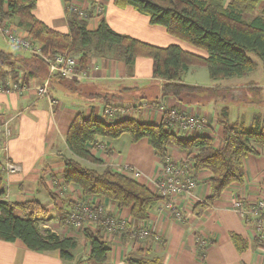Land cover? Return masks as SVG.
I'll return each instance as SVG.
<instances>
[{
  "label": "crops",
  "instance_id": "1",
  "mask_svg": "<svg viewBox=\"0 0 264 264\" xmlns=\"http://www.w3.org/2000/svg\"><path fill=\"white\" fill-rule=\"evenodd\" d=\"M112 1L71 0V3L81 6L85 11L93 8L91 9L94 11L93 17L87 21L88 30H96L99 22L103 20L119 35L157 48L178 46L192 53L187 43L168 35L164 28L151 25L147 17L131 8L121 10L115 8ZM228 2L229 0H226V3ZM98 9L102 10L100 16H97ZM33 14L51 29L62 33L69 32L61 0H36ZM0 43L4 45L1 37ZM12 55L15 58L3 69V73L16 71L17 78L20 76L17 80L21 90L10 88L0 91V119L10 121L12 137L7 155L12 162L22 167V173L8 177L3 185L4 200L11 203L31 199L38 201L48 212L46 218L35 220L38 230L41 233L50 231L62 237L74 238L78 242V248L74 261L64 263L58 252L35 253L19 241L8 243L0 240V264H88L81 263L88 256L87 242L78 230L66 227L60 219L61 213L71 206L69 200L80 197L74 187L60 186L63 164L59 156L73 157L70 153L64 155L62 152H69L65 144V134L76 115L81 113L85 117L102 119L104 108H110L114 110L113 121L134 119L144 124L159 125L164 120L165 112L160 108L165 102L167 109L176 108L187 115L201 116L207 123L209 122L210 126L203 136H208L213 144L218 145L222 138V127L217 122L221 111L219 103L233 102L236 94L241 95L243 89L250 91L253 87L224 89L220 90L219 95L208 94L210 91L206 86L188 81L189 68L182 77L183 83L206 89L201 95H207L206 99L209 97V101L204 103L206 99L201 97L203 102L200 104L184 105L172 98L162 99L160 92L162 81L153 78L151 59L138 57L131 67H127L117 54V50L109 48L103 56L89 51L86 65L90 71L89 80L62 82L54 78L48 88L51 98L49 103L46 99L39 98L34 91V87L44 81L41 76L29 79L25 83L23 81L25 72L23 59L30 55L27 54L28 57L18 53ZM5 79L7 83L11 82L7 75ZM259 88L264 90V85ZM222 92L234 96H231L229 101L224 100ZM254 93L257 94L259 91ZM104 97L108 100L104 101ZM151 100H156L158 105L150 106ZM229 117L230 112L228 121ZM177 136L186 138L182 133ZM99 143L103 146V151L92 149L91 153L103 164L95 166L85 162L90 168L109 167L128 176L126 171L128 167L130 172L133 170L139 172L140 177L134 180L145 186V179L157 177L163 167L146 139L131 144L128 138L123 136L116 140L103 139ZM167 152L174 161L184 162L187 159L186 153L172 146L167 147ZM243 171L244 185L231 184L218 203L215 202L217 203L215 206L229 204L234 195L238 194L247 198V202L254 201L259 188L264 187V149H257V156H248L244 159ZM209 178L210 175L206 171L197 174L196 192L199 197L197 200H205L208 197ZM45 187L55 195V200L49 196ZM103 201L107 214L124 216L129 224L141 226L151 235V238L138 242H133L128 236H125L128 237L127 242H124V236L109 237L108 264H126V259L130 257L148 260L159 257L163 264H264V245L254 241L251 229L232 212L210 208L201 218H197L193 214L197 203L188 199L181 200L183 208L181 218L176 219L161 201L146 222L138 223L130 221L129 210H117L109 201L105 199ZM230 234L239 235L248 243L245 252L237 253L230 240ZM197 239L208 242L204 262L195 252Z\"/></svg>",
  "mask_w": 264,
  "mask_h": 264
},
{
  "label": "trees",
  "instance_id": "2",
  "mask_svg": "<svg viewBox=\"0 0 264 264\" xmlns=\"http://www.w3.org/2000/svg\"><path fill=\"white\" fill-rule=\"evenodd\" d=\"M61 3L68 20V33L51 29L35 18L36 0H0V26L14 25L26 32L42 46L45 55L67 52L79 56L82 69L86 68L89 51L103 56L109 48H113L127 67H131L138 57L149 58L153 63V78L162 81L161 97H170L184 105L200 104L203 102L201 97L206 99L201 95L205 89L183 83L182 77L191 67L205 68L212 81L250 73L253 62L248 54L255 55L264 67V0H229L228 3L226 0L112 1L115 8H131L147 17L151 25L164 28L168 35L203 49L206 57L186 52L178 46L163 49L144 44L113 32L103 20L96 30H88L87 22L72 12L71 0H61ZM91 9L85 11L89 20L94 12ZM97 16L100 15L97 13ZM244 16L249 19L245 20ZM14 58V55L0 49V87L4 90H9L5 75L10 77L12 84L18 83L16 71L3 73ZM23 63L24 83L34 77H46L47 68L38 59L29 56L23 59ZM55 78L62 82L70 81ZM18 86L20 88V83ZM252 89L259 91L257 94L264 92L261 88ZM103 99L108 100L107 97ZM149 105L153 107L158 102L151 100ZM113 119L85 117L81 113L75 116L65 134V144L73 157L59 156L63 164L60 186L74 187L84 202L90 197L104 198L117 210H129L130 221L138 223L146 222L162 199L154 196L146 186L109 167L98 171L88 165L83 166L80 161L95 166L103 164L91 153L100 140H116L125 136L131 144H135L146 139L163 166L167 147L172 146L186 153L185 164L190 167L194 178L200 171L210 175V193L203 203H197L193 209L197 218H201L231 184L244 185V159L257 156V149H264V116L258 114L252 117L250 130L246 132L240 125L228 124V111L222 110L217 120L222 127V138L216 148L208 136L179 137L166 129L163 122L154 125L134 119ZM3 180L4 172L0 170V240L8 243L19 241L35 253L58 252L62 262H73L78 248L77 240L50 231L41 233L35 220L46 218V209L34 199L21 203L5 201ZM47 192L55 200V195L48 189ZM70 200L69 204L72 203ZM102 221L100 219L93 230H78L88 246V256L81 263L108 264L109 237ZM122 236L127 242L128 237ZM229 237L237 253L247 250L248 243L239 235L230 234ZM147 238H151L149 231L148 236L140 241ZM254 241L264 245V239L254 238ZM207 248H203L197 239L195 252L202 262ZM126 264H163V261L159 257L150 260L130 257L126 259Z\"/></svg>",
  "mask_w": 264,
  "mask_h": 264
},
{
  "label": "built area",
  "instance_id": "3",
  "mask_svg": "<svg viewBox=\"0 0 264 264\" xmlns=\"http://www.w3.org/2000/svg\"><path fill=\"white\" fill-rule=\"evenodd\" d=\"M72 12L77 14L80 20L88 21L85 9L76 6L73 3ZM102 10L98 9L100 15ZM0 37L5 45L28 53L30 56L41 61L47 68V74L44 81L34 87L35 94L39 98L46 99L51 103L48 92L50 80L55 77L68 79L73 82H83L90 79V71L80 66V58L67 52H58L54 55H45L42 46L33 41L26 32L17 29L14 25L0 26ZM19 82L10 84L11 89L20 91ZM0 91H5L0 87ZM114 116V110L104 108L103 119H111ZM166 129L175 130L184 134V137L200 136L206 132V121L197 115H187L176 108L167 109L164 115ZM12 137L10 121L0 119V170L4 172L3 183H6L8 177L14 174L22 173V167L11 161L7 155L9 141ZM97 150L103 151V146L98 144ZM184 162H178L168 156L165 165L155 178H146L145 186L156 197L162 199L166 208H168L176 219L181 218V200L196 201L203 203L204 200H197V182L193 177L190 167ZM128 177L136 179L140 177L139 172L131 171L126 167ZM104 198L90 197L85 202L81 197L71 198L72 201L67 212L60 215V219L66 227H72L76 230L94 229L96 223L102 219L108 237L120 238L122 235L128 236L132 241H139L148 236V230L143 227H136L129 224L124 216H115L108 218L104 204ZM106 200V199H105ZM243 196L234 195L229 204L224 206H212L215 210L229 211L236 214L246 226L251 229L254 238L264 239V187L259 188L253 202H247ZM138 229V230H137ZM203 248L208 246V242L199 239ZM197 242V241H196Z\"/></svg>",
  "mask_w": 264,
  "mask_h": 264
},
{
  "label": "rangeland",
  "instance_id": "4",
  "mask_svg": "<svg viewBox=\"0 0 264 264\" xmlns=\"http://www.w3.org/2000/svg\"><path fill=\"white\" fill-rule=\"evenodd\" d=\"M244 19L248 20L249 17L244 16ZM1 42L4 44L2 38H1ZM188 46L191 49V52L194 54H197L200 56H206L207 55L203 49H198V48H195L191 45H188ZM0 49L5 53H12V54L18 53L20 55H23V57H28V55H27L28 53L23 52V51L17 52L5 44L2 45L0 43ZM248 55L253 62V70L250 73H248L247 75H244L242 77H235V78H231V79H226V80L212 81L209 79L208 73H207L205 68H190L189 69L190 73L188 75V81L191 83H197L196 85L206 86L207 90L210 91V92H208V94H215V95H219L220 90L224 91V89H231V88L232 89H238V87H248V86H253V87L255 86L256 88L257 87L259 88L260 86L264 85V67L262 66L260 61L257 59V57H255V55H253V54H248ZM192 73H194V74L192 76H190ZM184 76H185V74H184ZM10 84H12V82L7 83V87L9 89H10ZM49 85H50V83H49ZM251 90H253L252 87L250 88V91H246L245 89H243L241 95L236 94V96H235L236 99L233 102L229 101V99L231 96H234V95H231L228 92H222L221 93V96L223 97L222 99L228 100L230 103H228V102L227 103H222V102L219 103L221 111L223 109H227L228 115L230 112L229 121L227 119L228 124L240 125L243 127V129L246 132H248L250 130L251 119L254 115L258 114V115L264 116V92H261V94H256V93H254V91H251ZM206 96L207 95H205L204 97H206ZM166 98H170V97H165L162 99H166ZM208 98L206 100H204V103L209 101ZM160 109L161 110L164 109V112L166 114L167 108H165V102L162 103ZM221 111H219V114L221 113ZM230 122H232V123H230ZM163 123H164V121H163ZM206 124H207V126H206V131H207V128L210 126V123L206 122ZM164 125H165V123H164ZM165 127H166V125H165ZM172 132L175 135L180 133V132H175V130H172ZM183 136H184V134H183ZM200 136L204 137L203 134ZM219 145L220 144H218V145L213 144V147L216 148V147H219ZM62 153L64 155H69V152H62ZM80 162L83 166L88 167L87 163H85L83 161H80ZM98 171H102V169H98Z\"/></svg>",
  "mask_w": 264,
  "mask_h": 264
}]
</instances>
